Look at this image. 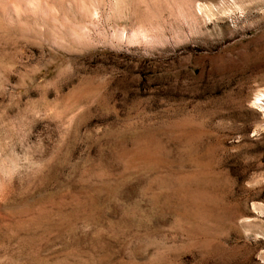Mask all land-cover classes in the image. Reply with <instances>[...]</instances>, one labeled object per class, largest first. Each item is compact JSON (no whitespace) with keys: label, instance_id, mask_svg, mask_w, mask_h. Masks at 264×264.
Returning a JSON list of instances; mask_svg holds the SVG:
<instances>
[{"label":"rangeland","instance_id":"obj_1","mask_svg":"<svg viewBox=\"0 0 264 264\" xmlns=\"http://www.w3.org/2000/svg\"><path fill=\"white\" fill-rule=\"evenodd\" d=\"M9 1L0 264H264V0Z\"/></svg>","mask_w":264,"mask_h":264},{"label":"clouds","instance_id":"obj_2","mask_svg":"<svg viewBox=\"0 0 264 264\" xmlns=\"http://www.w3.org/2000/svg\"><path fill=\"white\" fill-rule=\"evenodd\" d=\"M41 166L42 161L36 160L30 149H26L23 154L15 153L6 162L0 161V183L14 180L21 173Z\"/></svg>","mask_w":264,"mask_h":264},{"label":"bare ground","instance_id":"obj_3","mask_svg":"<svg viewBox=\"0 0 264 264\" xmlns=\"http://www.w3.org/2000/svg\"><path fill=\"white\" fill-rule=\"evenodd\" d=\"M72 1L73 0H50L51 3L56 4L58 6H63V5H67L68 6V5H71L72 4ZM11 6H12V1H9V0H0V16L8 17V18L11 19V18H14V17H20L21 14H24L21 11H19L18 9H15L14 13H12L10 11L11 10L10 9ZM63 10L64 9H62V12H64ZM72 12H73V14L75 16L79 15V16H81L83 18H86V17L90 16L89 14L83 13L81 11H72ZM39 13H41V14L39 15ZM39 13H28V14H34V15L45 16V17L55 15V13L52 10H50L48 7H43L42 10H41V12H39ZM258 99H259V101H261V104L263 105V106H260V107L263 108V110H264V104H263L264 94L259 95L258 96Z\"/></svg>","mask_w":264,"mask_h":264}]
</instances>
